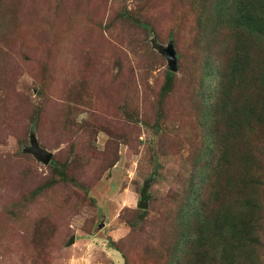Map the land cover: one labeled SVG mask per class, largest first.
I'll return each mask as SVG.
<instances>
[{
	"label": "rangeland",
	"instance_id": "1",
	"mask_svg": "<svg viewBox=\"0 0 264 264\" xmlns=\"http://www.w3.org/2000/svg\"><path fill=\"white\" fill-rule=\"evenodd\" d=\"M125 9L152 28L121 18ZM195 17L179 0H25L0 44V264H163L164 222L204 158L196 80L189 89L185 73L201 65ZM153 37L175 42L167 97ZM31 134L67 180L24 153Z\"/></svg>",
	"mask_w": 264,
	"mask_h": 264
},
{
	"label": "trees",
	"instance_id": "2",
	"mask_svg": "<svg viewBox=\"0 0 264 264\" xmlns=\"http://www.w3.org/2000/svg\"><path fill=\"white\" fill-rule=\"evenodd\" d=\"M179 1L197 19L195 63L201 58V65L195 75L194 69L185 73L189 89L196 80L204 127L194 144L200 139L204 158L192 166L177 214L168 215V225L164 222L171 234L157 255L163 264H264V0ZM24 4L0 0V44L13 32ZM140 15L127 9L120 13L150 30ZM176 73L166 70L163 97L172 93ZM50 163L67 180L60 164ZM51 186L37 187L30 197ZM145 241L150 254L156 242L150 233Z\"/></svg>",
	"mask_w": 264,
	"mask_h": 264
},
{
	"label": "water",
	"instance_id": "3",
	"mask_svg": "<svg viewBox=\"0 0 264 264\" xmlns=\"http://www.w3.org/2000/svg\"><path fill=\"white\" fill-rule=\"evenodd\" d=\"M150 42L152 48L166 60L168 70L175 73L178 72V60L174 46L172 44H169L168 46L160 44L156 37L151 38ZM24 153L33 156L38 162H41L44 165H49L53 159V153L40 146L35 134L30 135V146L24 148ZM149 198L148 187L145 185L141 192V199L138 207L140 209H148ZM74 241L75 237H72L69 244H73Z\"/></svg>",
	"mask_w": 264,
	"mask_h": 264
}]
</instances>
